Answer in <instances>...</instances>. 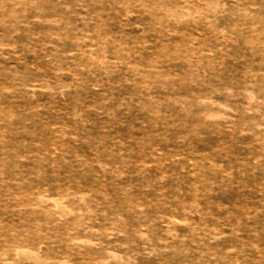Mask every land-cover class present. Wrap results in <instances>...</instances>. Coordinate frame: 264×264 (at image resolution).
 I'll use <instances>...</instances> for the list:
<instances>
[{
	"label": "rangeland",
	"instance_id": "rangeland-1",
	"mask_svg": "<svg viewBox=\"0 0 264 264\" xmlns=\"http://www.w3.org/2000/svg\"><path fill=\"white\" fill-rule=\"evenodd\" d=\"M0 264H264V0H0Z\"/></svg>",
	"mask_w": 264,
	"mask_h": 264
}]
</instances>
